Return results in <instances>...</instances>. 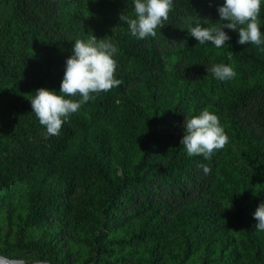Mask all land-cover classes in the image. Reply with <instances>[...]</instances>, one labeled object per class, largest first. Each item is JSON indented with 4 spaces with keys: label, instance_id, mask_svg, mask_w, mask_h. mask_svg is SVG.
<instances>
[{
    "label": "trees",
    "instance_id": "16d2710c",
    "mask_svg": "<svg viewBox=\"0 0 264 264\" xmlns=\"http://www.w3.org/2000/svg\"><path fill=\"white\" fill-rule=\"evenodd\" d=\"M1 1H10L11 12L0 22V120L6 119L0 125V209L16 220L15 249L36 252L40 262L50 264H235L242 251L263 260L264 232L256 230L253 213L264 202V52L252 44L240 45L238 32L223 29L230 36L226 44L236 49L232 68L244 79L235 89L232 112L225 113L218 99L210 97L229 93L228 80L202 77L191 86L175 75L168 86L143 88L139 98L146 109L133 111L118 108L122 82L82 105L65 121L59 136L46 138L30 100L40 88L59 94L64 72L27 70L46 64L49 68L56 53L72 54L75 40L86 41L90 34L113 43L125 36L132 42L120 16L135 18L133 0ZM197 2L173 0L169 20L159 29L164 41L178 33L185 38L184 51L159 48L160 40L146 41L148 47L141 50L133 46L126 57L114 55L116 79L126 80L134 70L154 71L162 53L189 69L205 62L207 48L215 46L200 45L190 36L189 24L195 27L196 22L182 29L174 23L179 15L193 14ZM261 12L264 33V0ZM221 63L232 66L226 57L217 59ZM19 69L26 71L21 91L11 81ZM151 76L146 75L147 83ZM186 92L193 101L190 114L181 99ZM204 110L216 115L242 148L240 156L225 151L224 169L217 164L218 150L210 159L189 157L182 139L165 148L179 117ZM6 146L13 151L6 152ZM200 165L210 169L208 174ZM18 180L25 185L24 203L23 211L15 213L8 194ZM215 187L232 205L229 220ZM121 222L132 227L125 238L112 234ZM51 225L60 230L82 228L89 234L87 250L78 257L69 253L63 261L59 255L66 253V242L59 250L61 245L51 241L24 238L29 228ZM165 241L178 246L179 258H165ZM141 244L145 245L140 247V259L134 263L130 259L134 251L128 257L118 255L125 247ZM199 247L202 252L193 256ZM8 252L0 249V256L9 257Z\"/></svg>",
    "mask_w": 264,
    "mask_h": 264
},
{
    "label": "clouds",
    "instance_id": "9594fccd",
    "mask_svg": "<svg viewBox=\"0 0 264 264\" xmlns=\"http://www.w3.org/2000/svg\"><path fill=\"white\" fill-rule=\"evenodd\" d=\"M261 4L262 0H224L217 9L222 24L217 26L208 20L197 19L195 27L189 24L188 32L200 45L211 42L216 48H222L230 40L223 29H229L238 32L240 45L252 44L264 52V33L260 30L259 21ZM133 5L135 18L122 13L120 20L128 25L130 34L140 40L155 38L156 30L165 26L174 8L173 0H133ZM202 23L209 26L202 27ZM117 52L118 48L105 38L97 39L92 35L87 41L75 40L72 55L66 60L59 94L40 88L30 100L32 112L46 129V138L59 136L65 121L82 105L122 83L115 77L117 62L113 57ZM207 72L220 81L236 76L231 66L222 63L213 64ZM77 97L79 99H75ZM184 129L180 143L189 157L210 159L215 151L228 143L219 118L207 110L186 118ZM200 167L205 174L210 171L204 165ZM253 218L257 222L256 230L264 232V202L256 208Z\"/></svg>",
    "mask_w": 264,
    "mask_h": 264
},
{
    "label": "rangeland",
    "instance_id": "374dc122",
    "mask_svg": "<svg viewBox=\"0 0 264 264\" xmlns=\"http://www.w3.org/2000/svg\"><path fill=\"white\" fill-rule=\"evenodd\" d=\"M224 3V0H198L195 7H197V10L193 14L188 15H179L175 20L174 23L179 27V29L184 28L187 26L190 22H198L197 19L204 21L208 20L211 24L215 25L220 23V17L218 14V7L222 6ZM11 8H10V1H1L0 4V22H2L6 17L10 14ZM260 16H262V12H260ZM259 16V17H260ZM202 27H208V24H201ZM157 35L155 38L149 37L145 40L137 39L136 37H132L133 40L130 42L125 36H118L114 38L113 43L117 48L118 52L115 54L117 56H125L126 51L129 49L131 51L133 46H136L141 50L142 48H146L148 46L146 41H158L160 42L157 44L158 47L164 46V49L169 48H176L184 51L187 48L188 42L185 38H183L181 35L173 34L170 36V39L168 41H164V39L160 38V30L159 28L156 30ZM93 34L88 35L86 41L92 36ZM95 36V35H94ZM105 38V37H104ZM103 39V38H102ZM106 39V38H105ZM107 40V39H106ZM175 42V43H174ZM230 44H226L229 48L223 49L222 48H207L206 54L208 55V58L203 63H197L193 66V68L189 69L187 68L183 63H181L179 60L171 62L170 59L165 54L161 56V64H155L154 71L151 70H145V71H138L134 70L132 73H130V76L126 78V80H123L122 87L120 89V93L118 94L117 99V105L120 111H126V110H135V109H146V104L142 99L139 98V92L143 90V88L149 89L153 86H168L171 83V80L173 79V76H178L181 79H183L185 82L189 81L191 83V86H193L195 83L199 82V80L202 77H211L212 75L207 72V68L211 67L213 64H217L218 58H224L226 57L231 62V67L234 66L233 61V55L236 51L235 48H232L229 46ZM225 46V47H226ZM169 47V48H168ZM166 50V51H167ZM72 54H69L65 50H60L58 53L54 55L55 59L49 68H47V64L42 66L40 70H36L31 68V74H39L40 72L46 71V70H55L65 72L66 67V60L71 56ZM126 57V56H125ZM151 72V83L146 82V75ZM13 73L15 74V78L12 81L14 84L15 89H19V91L22 90L23 84H24V78L26 76V71L22 70H14ZM236 73V72H235ZM39 76V75H38ZM230 84V90L228 93V90L223 94L221 98H216L215 96L210 94L211 98L218 99V101L223 105V110L225 113L232 112L235 109V89L239 85H243L244 79H240V75L236 73V76L228 80ZM247 81H250L247 80ZM202 89V87H200ZM207 93V92H206ZM228 93V94H227ZM189 95V92H186L181 95V99L185 101L188 104L189 108V114L192 111V99ZM2 101V100H1ZM29 114H26V118H28ZM187 118L186 114H183L181 117L178 118V120L174 123L173 128L171 130V135L166 143L165 148L170 147L172 145H175L179 143V141L183 138L185 134L184 129V121ZM4 121L0 120V125H3L6 119L2 117ZM224 129V132L228 136V143L227 145L221 149L218 150L219 156H218V166L222 169L226 168V163L228 160V155H226L225 151L228 153L235 154L237 156L242 155V148L241 146L234 141L231 132L228 130V128L225 127V125L221 126ZM9 145L12 146V144L9 143ZM11 146H6L8 149L6 152L13 151ZM13 175V173H12ZM24 183L20 180L14 181L12 183V190L8 194L9 201L13 204V209L15 213H18V211H23V203H24ZM216 191L218 200L221 203V207L223 208L225 212V219L229 220L232 213V205L227 202L225 199L220 197L219 190L214 188ZM242 198L246 199V195L241 194ZM231 205V206H230ZM78 228V227H77ZM82 228H78L75 230L74 227L71 228H64L63 230L55 229L52 225L51 226H45L42 228H29L24 233L25 239H31V240H40L44 239L46 241H51L52 244L61 245L58 247L59 250H61L62 244L64 243V247L67 249L65 254H60L59 258L64 261V258H66L67 254H71L73 257H78L81 255V253L84 250H87L88 245H86V242L88 241L89 234L83 233ZM132 227L127 224V222H121L120 226H116L113 230L112 234L115 237L125 238L128 235L131 234ZM18 227L16 226V220L14 218L9 219L5 212L0 209V249L3 251L7 249L8 256L3 258L7 259L8 261H18V262H28V263H36L40 262V259L36 252H28V251H21L14 248V245L16 243V236L18 234ZM237 236L236 234H234ZM171 241H165V249L167 253L165 254V258H179V254H181L180 250L178 249L177 245H174L173 243H170ZM60 243V244H59ZM142 245V246H141ZM138 248L134 247L133 249H130L129 247H125L123 250L118 252L119 256L122 257H128L130 252L134 251L131 255L130 259L133 261H137V259H140L141 255V248L145 244H141ZM86 246V248H84ZM141 247V248H140ZM58 250V251H59ZM202 252V249L199 247L198 251L193 254V256L197 257ZM165 260V259H164ZM264 260V258H263ZM260 259V255H255L254 253L250 252H240L238 254V258L235 260V264H264V261ZM44 262V261H43ZM27 264V263H25ZM212 264H221L218 261Z\"/></svg>",
    "mask_w": 264,
    "mask_h": 264
},
{
    "label": "bare ground",
    "instance_id": "6f19581e",
    "mask_svg": "<svg viewBox=\"0 0 264 264\" xmlns=\"http://www.w3.org/2000/svg\"><path fill=\"white\" fill-rule=\"evenodd\" d=\"M0 264H25L23 262H18V261H8L7 259H2L0 258ZM32 264H50V263H44V262H36Z\"/></svg>",
    "mask_w": 264,
    "mask_h": 264
},
{
    "label": "water",
    "instance_id": "95a60500",
    "mask_svg": "<svg viewBox=\"0 0 264 264\" xmlns=\"http://www.w3.org/2000/svg\"><path fill=\"white\" fill-rule=\"evenodd\" d=\"M0 258L4 259L2 256H0Z\"/></svg>",
    "mask_w": 264,
    "mask_h": 264
}]
</instances>
